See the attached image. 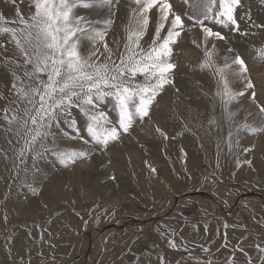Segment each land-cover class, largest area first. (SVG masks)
I'll use <instances>...</instances> for the list:
<instances>
[{"label":"rangeland","instance_id":"1","mask_svg":"<svg viewBox=\"0 0 264 264\" xmlns=\"http://www.w3.org/2000/svg\"><path fill=\"white\" fill-rule=\"evenodd\" d=\"M170 3L184 23L173 45L172 83L156 97L148 116L135 119L106 147L91 140L88 117L75 106L53 126V136L30 151L27 129L13 124L6 131L4 110L23 117L24 104L11 90L20 83L11 75L15 65L10 61L18 58L15 46L8 34L0 35L8 49H0V264H264V200L251 196L237 202L250 192L264 196V131L259 130L264 128V59H258L264 50V0H241L235 11L239 31L205 21L225 37L208 42V49L215 44V63L222 66L225 58L230 63L240 56L248 68L246 74L228 76L232 90L243 93L229 105L231 120L215 96L213 72L200 67L205 46L195 21L204 0ZM34 11L33 0H0V25L18 27L14 22ZM77 13L92 20L107 15L104 9ZM157 16L153 9L141 40L145 49L154 38ZM112 19L107 41L116 58L113 41L119 39L122 51L129 0H121ZM16 71L23 76L22 69ZM245 76L252 88L246 87ZM177 99L198 108L187 112ZM94 111L104 112L109 126H118L111 99ZM81 151L87 158L65 164L62 154ZM199 191L213 199L187 196ZM196 198L207 204L196 206ZM156 217L145 225L131 223ZM112 224L127 227L108 229Z\"/></svg>","mask_w":264,"mask_h":264},{"label":"snow or ice","instance_id":"2","mask_svg":"<svg viewBox=\"0 0 264 264\" xmlns=\"http://www.w3.org/2000/svg\"><path fill=\"white\" fill-rule=\"evenodd\" d=\"M120 2L33 0L35 11L30 18L25 19L21 15L19 21L14 22L18 23V27L0 25V35L8 34L18 57L10 62L15 65L11 75L14 81L20 83L18 86L14 82L11 90L24 104L23 117L15 113L9 116V109H5L3 119L9 125L6 131H11L13 124L27 129V150L30 151L38 141L53 136V126H58L74 106L88 117L86 131L91 140L106 147L119 139L121 132L127 133L135 119L142 120L148 116L156 97L165 85L172 83L170 76L176 67L171 62L173 45L184 28L181 15L173 12L170 0H129L130 20L124 26L126 35L123 38V50H120L119 39L113 41L117 46L116 51H119V56L114 58V50L109 47L107 36ZM240 4L241 0H204L195 21L203 32L205 46L200 67L213 72L216 78L215 96L229 120L233 115L229 105L243 93L232 90L228 76L246 74L248 68L240 56L234 57L230 63L225 58L222 66L215 63L216 47L213 44L208 49V42L211 38L223 40L225 37L205 26V21L213 19L214 23L222 27L231 25L233 30L239 31L235 11ZM77 9H104L107 15L103 20H92L78 14ZM153 9L158 12L155 33L151 45L145 49L141 46V40L151 23L150 13ZM0 20L3 18L0 17ZM166 28V35L162 37L161 33ZM196 46L200 47L199 44ZM0 49L5 52L8 50L3 43H0ZM100 56L104 57L103 61ZM258 59H264V50ZM4 63H9L7 58ZM233 65H237L238 69L233 68ZM16 69H22L23 76L18 75ZM42 75H46V80L41 78ZM138 76L143 80H138ZM244 78L247 80L246 87L252 88L251 80L247 76ZM108 99L114 101L118 109V126H109L111 122L107 115L94 111L99 102ZM260 111L264 114V107ZM75 124V121L71 122L73 127ZM242 127L249 126L245 124ZM259 130L264 131V128ZM36 156L39 157L40 153L37 152ZM87 156L88 153L84 151L72 152L62 154V159L67 165L68 162L75 163L77 158L84 159Z\"/></svg>","mask_w":264,"mask_h":264},{"label":"water","instance_id":"3","mask_svg":"<svg viewBox=\"0 0 264 264\" xmlns=\"http://www.w3.org/2000/svg\"><path fill=\"white\" fill-rule=\"evenodd\" d=\"M196 195H200L202 197H208L210 199H213V196L209 192H205V191H199L197 193H191V194H189L187 196H196ZM251 196H259L260 198H262L264 200V196L261 193H259V192H250V193H247V194L241 196L240 198H238L237 202H239L243 197H251ZM179 200L180 199H177V202ZM158 220H159L158 217H156V218H154V219H152L150 221L134 219V220H132L131 223H133V224H141V225L144 224L145 225V224H149L150 222H156ZM125 227H127V225L122 226V225L112 224V225H110L108 227V229H110V228L124 229ZM106 230L107 229H104V230H102V232H105Z\"/></svg>","mask_w":264,"mask_h":264},{"label":"bare ground","instance_id":"4","mask_svg":"<svg viewBox=\"0 0 264 264\" xmlns=\"http://www.w3.org/2000/svg\"><path fill=\"white\" fill-rule=\"evenodd\" d=\"M192 32V31H191ZM192 33H194V32H192ZM196 33V32H195ZM194 37H195V35H194ZM198 37H199V35H198ZM201 38V37H200ZM181 102H183L182 100L180 101L179 99H177L176 100V104H178V106H180L181 107V109H189L190 111H194L195 109H197L198 108V105H192V104H189V103H187V104H185V103H181ZM175 104V105H176ZM184 104V105H183ZM187 112H188V110H187ZM163 130V129H162ZM146 131H148V130H146ZM161 132V131H160ZM163 132V131H162ZM207 200V199H206ZM212 200V199H211ZM215 200V199H214ZM194 201L197 203L196 204V206H204V205H206L207 204V202H205V201H202V200H200V199H198V198H196V199H194ZM212 203V202H211ZM213 204V203H212ZM230 204V202H227V203H224V202H220L219 203V205L220 206H224V207H228V205Z\"/></svg>","mask_w":264,"mask_h":264}]
</instances>
